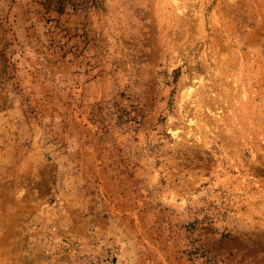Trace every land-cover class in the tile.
Wrapping results in <instances>:
<instances>
[{
  "label": "rangeland",
  "instance_id": "obj_1",
  "mask_svg": "<svg viewBox=\"0 0 264 264\" xmlns=\"http://www.w3.org/2000/svg\"><path fill=\"white\" fill-rule=\"evenodd\" d=\"M0 264H264V0H0Z\"/></svg>",
  "mask_w": 264,
  "mask_h": 264
}]
</instances>
